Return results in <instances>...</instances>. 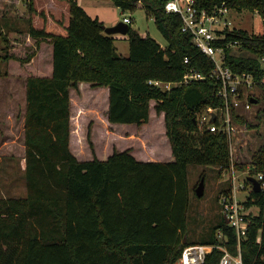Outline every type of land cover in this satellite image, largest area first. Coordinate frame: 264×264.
Returning <instances> with one entry per match:
<instances>
[{"label": "trees", "instance_id": "1", "mask_svg": "<svg viewBox=\"0 0 264 264\" xmlns=\"http://www.w3.org/2000/svg\"><path fill=\"white\" fill-rule=\"evenodd\" d=\"M112 1L123 10L146 9L165 46L130 26L129 55H120L104 22L91 16L79 0H68L66 34L35 26L37 8L32 6L27 29L2 33L6 44L0 60L6 62L9 75L27 79V193L0 196V264H175L185 246L197 242L190 239L188 229L189 165L231 164L226 132L200 130L197 120L204 108L223 105L216 94L220 81L212 75L213 59L196 46L190 32L182 30L181 16L167 11L168 0ZM223 3L259 13L264 27V0H197L199 8L208 11ZM218 33L221 37L214 45L224 49L225 64L236 72L264 75V32L225 27ZM46 44L48 63L39 66ZM235 44L249 54L235 53ZM191 67L205 73L206 79L171 88L150 83L180 81ZM81 81L109 87L112 123L148 122L155 100L157 112L165 113L174 160H141L130 149L114 151L106 159L97 155L79 159L70 146V89L79 90ZM257 99L262 102L260 123H248L251 128L263 126V142L250 161L256 174L264 173V91ZM246 204L258 212L249 216L241 242L243 264H264V189L251 191ZM219 229L228 238V249L238 254L237 231L225 220L199 243H222ZM222 254L216 247L201 264H219Z\"/></svg>", "mask_w": 264, "mask_h": 264}, {"label": "rangeland", "instance_id": "2", "mask_svg": "<svg viewBox=\"0 0 264 264\" xmlns=\"http://www.w3.org/2000/svg\"><path fill=\"white\" fill-rule=\"evenodd\" d=\"M80 4L93 17H99L105 25L111 26L123 21L125 15L132 17L130 26L139 30L143 35L150 34L159 42L165 44V38L158 29L153 17L146 9L139 7L135 11L123 10L117 6L112 0H80ZM13 0H3L0 2V26L4 23L7 28H11L20 24L19 21L13 19L16 13V7ZM22 8L28 13L29 2L21 3ZM21 7V6H20ZM14 10V11H13ZM41 14L38 17L39 24L37 27H46V18H49L46 8L39 10ZM57 13V11H55ZM4 13V14H3ZM68 16L69 11H67ZM52 15V14H51ZM53 16V15H52ZM64 18L62 14L58 15ZM13 17V18H12ZM67 25H68V18ZM10 18V19H9ZM229 19L232 24L230 28H243L250 33L264 32L262 25V17L259 13L250 10L237 11L232 9L229 14ZM29 20L26 19L21 24L24 27H29ZM67 30V29H66ZM53 31V30H52ZM115 45L117 52L120 55L128 56L130 51L128 34L115 33ZM6 42L0 37V49ZM48 44L43 46L38 62L39 66H46L49 58ZM235 53L249 54L248 51L241 48L239 44L232 46ZM6 63V62H5ZM0 60V196H23L27 193V184L25 176V147L23 145L24 132L19 124V116L16 121L8 118L7 106L8 96L13 89L15 98L18 99V106H15V113L22 110L23 91H21V81L12 83L7 77L8 66ZM7 72V74H6ZM19 72V71H16ZM13 76H20L12 74ZM74 97V114L73 122V137L74 143L81 144V152H84L89 159L94 155L98 157H109L114 151H122L130 149L136 156L137 154L148 153L153 159H167L169 152L168 136L166 134L165 113L157 112L155 108L156 101H151L150 119L148 122L137 125L123 123H112L107 117V113L103 108L104 99L101 96H94L89 91H86V96L82 95L79 90L72 88ZM253 93L259 94L260 90L255 87ZM78 92V95L76 94ZM94 98L95 104L91 97ZM101 97V99H100ZM247 105V106H246ZM261 103H252L247 101L243 109L245 116L249 120L257 123L255 119L256 110L260 109ZM164 113V117L163 114ZM263 128L261 126L251 130L252 138L248 139V145L238 151L240 164H244L243 168L237 167L235 174V185L240 188L242 184H246L249 175H256L253 170L251 155L263 142L260 135ZM22 133V134H21ZM83 142H80L79 140ZM171 150L172 147L170 146ZM170 150V151H171ZM76 151V150H75ZM242 154V155H241ZM80 156V155H79ZM138 158V157H137ZM190 192V208L188 212V229L191 240L199 243L207 235H209L212 227L226 221L224 211L219 203L218 195L224 189H230L233 186L232 172L222 170L215 164H190L188 168ZM204 178L205 189L202 196L198 195L196 188L201 179ZM250 193V185L247 190L238 189L237 197L244 201ZM254 212H258V208L254 206Z\"/></svg>", "mask_w": 264, "mask_h": 264}, {"label": "built area", "instance_id": "3", "mask_svg": "<svg viewBox=\"0 0 264 264\" xmlns=\"http://www.w3.org/2000/svg\"><path fill=\"white\" fill-rule=\"evenodd\" d=\"M166 9L169 12H174L181 16L182 30L190 32L196 46L202 52L209 55L215 63L212 75L220 81L216 94L223 99V105L204 108L198 113L197 120L200 130H222L227 134L232 161L229 167L226 168L220 165L219 168L232 172L233 186L228 190L224 189L221 191L218 200L224 211L225 218L228 220L227 223L236 229L239 241V252L238 254H233L226 245V240H228L227 236L219 229L217 236L223 240L222 243H194L187 245L175 264H201L204 262L206 255L216 247L223 251L219 264H243L241 242L249 227V216L255 213L253 210L254 206H248L246 203L251 191H254V189L252 182L248 179L246 180L248 181L246 184H242L240 188H237L234 172L237 170V164L241 163L237 152L242 151L248 145V139L252 138L251 130L259 127L251 128L248 123H260L258 113L262 106L256 110L255 119L257 123L249 120L245 116L246 120L244 122L238 120V117L246 114L245 111L241 112L238 109H243L247 101L252 102V98L257 99V96L263 93L264 75L256 77L252 73L236 72L229 65L225 64L224 49L214 45V41L221 37L218 30L229 27L232 24V21L229 19V14L232 9L226 3L216 6L212 11H208L207 9H200L197 5V0H168ZM123 21L130 24L132 23V17L125 15ZM186 61H188L187 58ZM262 63L264 65V58H262ZM206 77L207 75L205 73L191 67L186 71L180 81L165 82L155 79L150 80V83L171 88L180 82L188 84L193 81L204 80ZM255 87L259 88V94L253 93L252 90ZM252 103L262 104L258 99L257 102ZM260 126L263 128L262 125ZM254 176L259 180L261 190H263L264 173L259 172ZM248 185H250L248 197L244 201L239 200L237 197L238 189L247 190Z\"/></svg>", "mask_w": 264, "mask_h": 264}, {"label": "crops", "instance_id": "4", "mask_svg": "<svg viewBox=\"0 0 264 264\" xmlns=\"http://www.w3.org/2000/svg\"><path fill=\"white\" fill-rule=\"evenodd\" d=\"M3 0H0V2H2ZM15 2V5L12 6L13 8L16 7V11H14L15 16L16 17H12L13 19L17 20L20 22V24H17L14 27L11 28H7L6 24L4 23L3 27L0 26V37L4 40V35L3 34H7L9 31L12 32H17V31H21V30H25L28 27H24V24H21V22H23L24 20L28 19V13H26V11L23 10L21 3L22 2H26V0H13ZM29 2V5L32 7L37 8V11L34 12L36 15L33 17L32 22L35 26H37V23L39 24V10H41V8H46V11L48 13L49 18L46 19V29L49 31H54L57 33H63L66 34L67 33V20L66 17L68 16L67 11H69V4H68V0H27ZM80 3V0H79ZM34 4V5H33ZM21 6V7H20ZM30 6L28 9H30ZM57 11V13L55 12ZM4 14V13H3ZM53 16H52V15ZM62 14L64 18H60L58 15ZM70 15V13H69ZM4 16V15H3ZM2 15L0 17H2V19H6L4 18ZM68 18V23H69V19ZM10 19V18H9ZM30 24V23H29ZM45 27V26H44ZM161 43V42H160ZM161 45L164 47L165 44L161 43ZM4 47V46H3ZM2 47V48H3ZM1 48V50H2ZM3 61V60H2ZM5 63V61H3ZM6 64V63H5ZM8 79H10V81L12 83L14 82H18L21 81V91H23V102H22V110L19 113H15V106H18V99L15 98V91L16 89H13L12 92L9 94L8 96V104H4L7 106V110H4L8 113V118L12 119V121H16V118L19 116V124L20 127L22 128V132H24V137H25V114H26V104H27V99H26V93H27V79L24 76H13V75H9L7 77ZM86 91H89L91 94H93L94 96H101L104 99V104H103V108L105 110V113H107V117H108V109H109V94H110V90L108 86H93L91 82H87V81H81L79 83V92L84 96H86ZM70 94H71V137H70V146L72 151L75 153V155L81 159V160H87L89 159V157L84 153L81 152V144H76L77 142L74 143V137H73V122L72 119L75 118V114H74V108H75V104H74V97H73V91L72 88L70 89ZM76 94L78 95V92H76ZM91 97L93 100L94 105L96 106L97 104H95L94 102V98L92 95L88 96ZM100 97V99H101ZM18 101V102H17ZM164 117V113L162 114ZM119 124V123H118ZM22 134V133H21ZM23 145L25 147V143L23 141ZM171 143L168 139V147H169V152L167 154V159H153L150 154L148 153H144V154H140V155H136V157H138V159L141 160H160V161H171L174 160V155L173 152L170 148ZM76 150V151H75ZM171 150V151H170ZM80 155V156H79ZM100 159H106L108 157H100ZM24 159H25V155H24ZM92 159V157H91ZM26 165V163H25ZM24 165V168H25ZM219 196V195H218Z\"/></svg>", "mask_w": 264, "mask_h": 264}, {"label": "water", "instance_id": "5", "mask_svg": "<svg viewBox=\"0 0 264 264\" xmlns=\"http://www.w3.org/2000/svg\"><path fill=\"white\" fill-rule=\"evenodd\" d=\"M130 25L126 23L125 21H119L115 25L107 26L104 25V30L107 34H115V33H121V34H128ZM252 102H257L256 98H252ZM247 179L252 182L254 191H260L261 190V184L259 180L254 175H249ZM205 189V183L204 178L201 179L199 185L196 188V192L198 195L202 196L204 194ZM228 222V220L226 219Z\"/></svg>", "mask_w": 264, "mask_h": 264}]
</instances>
